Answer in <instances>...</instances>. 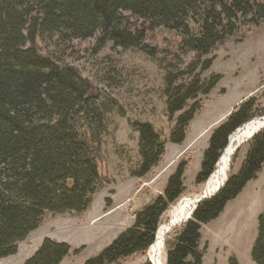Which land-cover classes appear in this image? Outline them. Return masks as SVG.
Segmentation results:
<instances>
[{"label": "trees", "instance_id": "obj_1", "mask_svg": "<svg viewBox=\"0 0 264 264\" xmlns=\"http://www.w3.org/2000/svg\"><path fill=\"white\" fill-rule=\"evenodd\" d=\"M264 25V0H0V260L16 254L17 245L36 231L45 214L88 211L106 181L97 143L103 124L95 106V87L79 72L40 55L42 37L66 45L95 40V47L135 49L155 57L148 41L174 35L176 51L195 62L226 41ZM210 68L209 62L201 70ZM220 81L212 77L176 85L165 77L166 110L176 119L170 142L181 144L189 123L200 110L187 103L207 96ZM255 101L238 107L211 135L195 185L207 182L227 147L228 138L254 117ZM95 124V128L92 125ZM138 135L140 163L132 173L143 178L164 155V143L148 123H130ZM236 174L210 199L196 206L191 218L166 245V264H202L201 228L224 212L264 166V128L248 142ZM181 163L164 192L135 213L133 225L84 264H117L146 253L155 241L162 216L184 193ZM70 247L44 240L25 264H61ZM254 264H264V215L257 218L251 250ZM149 264V263H145ZM227 264H238L235 258Z\"/></svg>", "mask_w": 264, "mask_h": 264}, {"label": "rangeland", "instance_id": "obj_2", "mask_svg": "<svg viewBox=\"0 0 264 264\" xmlns=\"http://www.w3.org/2000/svg\"><path fill=\"white\" fill-rule=\"evenodd\" d=\"M148 43L157 49L153 58L135 49H113L110 43L99 49L95 47V40L66 45L48 37L37 41L35 48L40 55L48 56L59 65L75 68L95 87V106L102 115L103 124L94 147L100 152L99 166L106 184L88 211L81 215L45 214L39 228L17 245L16 254L1 259L0 264H25L46 239L70 247L69 255L61 264H84L133 225L135 213L163 194L168 179L184 162V193L169 206L158 229L169 224V213L179 201L205 194L207 183L197 186L195 178L209 137L235 107L254 100V117L249 122L264 118V25L226 41L203 57L192 73L189 67L195 58L176 51L179 39L174 35ZM204 62L210 63L206 71L201 70ZM167 75L177 77V86H186L195 79L207 82L212 77L220 78L207 96H198L197 100L187 103L185 111L194 103L199 104L200 110L189 123L185 139L179 145L171 143L170 136L182 112L173 118L167 114ZM135 122L150 124L164 143L163 157L143 178L132 175L140 163L138 135L129 125ZM248 142L241 144L229 158L225 183L240 168L249 148ZM246 187L227 204L218 219L202 226V264H227L231 258L238 264H254L251 250L257 236V218L264 215V166ZM186 222L166 233L158 257L161 264H166L167 243ZM150 251L151 248L117 264H152Z\"/></svg>", "mask_w": 264, "mask_h": 264}, {"label": "bare ground", "instance_id": "obj_3", "mask_svg": "<svg viewBox=\"0 0 264 264\" xmlns=\"http://www.w3.org/2000/svg\"><path fill=\"white\" fill-rule=\"evenodd\" d=\"M261 127L260 122L256 119L246 125L244 133L242 134V139L239 140L238 143L244 142V140H248V138L255 133ZM229 158L227 156L223 157L216 166V170L214 174L209 178L207 183V189L205 191L206 196L211 195L214 193L218 188H220L224 183L225 179L227 178L228 168H229ZM197 201V197L194 199H182L178 202L176 207L169 213L170 215V222L165 226H161L158 229L155 242L151 247V260L153 264H161L159 262V253L162 250L164 245V239L166 237V233L171 231L174 226H178V224L184 223L192 214L195 204Z\"/></svg>", "mask_w": 264, "mask_h": 264}, {"label": "water", "instance_id": "obj_4", "mask_svg": "<svg viewBox=\"0 0 264 264\" xmlns=\"http://www.w3.org/2000/svg\"><path fill=\"white\" fill-rule=\"evenodd\" d=\"M257 120L260 122L261 127H260L255 133H253V134L248 138V140H244V142L242 141V142L238 143L239 140L242 139V134L244 133V130H245L246 125H248V124L251 123V122L246 123V124L243 125L241 128L237 129V130L235 131V133H233V134H231V135L229 136L227 147H226L225 150L223 151V153H222L221 157L219 158L217 164L219 163V161H220L223 157L227 156L228 158H230L231 156H233L234 153H236V152L238 151V148L240 147L241 144H243V143H245V142H248L250 139H252L253 136H255L260 130H262V129L264 128V118H260V119H257ZM216 166H217V165H216ZM215 168H216V167H215ZM223 185H224V184H223ZM223 185H222L220 188H218V189L215 191L214 194H216V193H217V192L223 187ZM214 194H211V195H208V196L203 195V196L197 197V201H196V204H195L194 210H195V208H196V206H197L198 204H200L201 202H203V201H205V200H207V199L212 198V197L214 196ZM146 205H147V204H146ZM146 205H145V206H146ZM145 206H144V207H145ZM144 207H143V208H144ZM143 208H141L140 210H142ZM140 210H138V211H140ZM194 210H193V212H194ZM193 212H192V214H193ZM192 214L190 215V217L192 216ZM190 217L187 219V221L190 219ZM174 227H175V226H174ZM152 264H153V263H152Z\"/></svg>", "mask_w": 264, "mask_h": 264}, {"label": "crops", "instance_id": "obj_5", "mask_svg": "<svg viewBox=\"0 0 264 264\" xmlns=\"http://www.w3.org/2000/svg\"><path fill=\"white\" fill-rule=\"evenodd\" d=\"M209 138H210V137H209ZM259 174H260V173H259ZM252 182H253V181H252ZM250 183H251V182H250ZM250 183H249V184H250ZM247 185H248V184H247ZM246 188H247V187H246ZM242 193H243V192H242ZM242 193H241V194H242ZM230 204H231V203H230ZM230 204L228 205V207L230 206Z\"/></svg>", "mask_w": 264, "mask_h": 264}]
</instances>
